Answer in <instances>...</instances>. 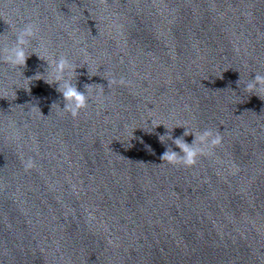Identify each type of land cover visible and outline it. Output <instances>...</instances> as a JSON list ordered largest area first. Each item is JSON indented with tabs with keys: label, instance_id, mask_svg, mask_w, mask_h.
I'll list each match as a JSON object with an SVG mask.
<instances>
[{
	"label": "water",
	"instance_id": "water-1",
	"mask_svg": "<svg viewBox=\"0 0 264 264\" xmlns=\"http://www.w3.org/2000/svg\"><path fill=\"white\" fill-rule=\"evenodd\" d=\"M258 75L264 0H0V264H264Z\"/></svg>",
	"mask_w": 264,
	"mask_h": 264
},
{
	"label": "clouds",
	"instance_id": "clouds-1",
	"mask_svg": "<svg viewBox=\"0 0 264 264\" xmlns=\"http://www.w3.org/2000/svg\"><path fill=\"white\" fill-rule=\"evenodd\" d=\"M36 31L37 29L35 25L31 23L25 24L17 31L18 46L11 50V54L6 58L7 63L13 66H23L25 64L27 56L20 45H24L27 39L33 38ZM69 67L70 65L68 64L66 58L61 56L55 64V80L59 81L61 78L60 74H62L65 69ZM46 83L49 82L46 81ZM262 85H264V76L258 75L254 78V83H249L247 87L251 90ZM61 95L65 101L70 102L66 105V108L68 113H70L73 117H76L79 114V111L86 107L87 97L85 93L78 91L73 85L65 84ZM158 125L160 124H156L155 127ZM189 134L190 133L187 132L185 133V135ZM221 142L222 137L219 132L214 135L211 130H204L196 137L193 145L185 143L182 139H177L175 141V145L179 149V152L166 149V151L162 154L161 159L167 161L169 164L180 163L186 167L194 166L198 156L206 153L210 154V150L215 146L220 145ZM21 162L26 171L34 167V161L31 157L26 160L21 158Z\"/></svg>",
	"mask_w": 264,
	"mask_h": 264
}]
</instances>
